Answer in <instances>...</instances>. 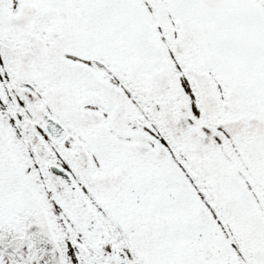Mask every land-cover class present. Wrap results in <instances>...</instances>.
<instances>
[{
    "label": "snow or ice",
    "instance_id": "6c2138e0",
    "mask_svg": "<svg viewBox=\"0 0 264 264\" xmlns=\"http://www.w3.org/2000/svg\"><path fill=\"white\" fill-rule=\"evenodd\" d=\"M0 264H264V0H0Z\"/></svg>",
    "mask_w": 264,
    "mask_h": 264
}]
</instances>
